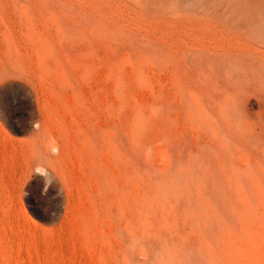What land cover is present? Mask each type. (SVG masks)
I'll use <instances>...</instances> for the list:
<instances>
[{"label":"rangeland","instance_id":"374dc122","mask_svg":"<svg viewBox=\"0 0 264 264\" xmlns=\"http://www.w3.org/2000/svg\"><path fill=\"white\" fill-rule=\"evenodd\" d=\"M0 264H264V0H0Z\"/></svg>","mask_w":264,"mask_h":264}]
</instances>
